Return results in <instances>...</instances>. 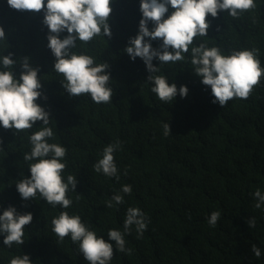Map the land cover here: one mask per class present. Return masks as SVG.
Here are the masks:
<instances>
[{"label": "trees", "instance_id": "1", "mask_svg": "<svg viewBox=\"0 0 264 264\" xmlns=\"http://www.w3.org/2000/svg\"><path fill=\"white\" fill-rule=\"evenodd\" d=\"M255 3L256 8L239 19L227 12L209 16L207 37L197 38L194 45L206 40L224 55L258 49L264 68V0ZM111 7V38L77 41L72 50L109 65L112 102L97 104L89 95L71 97L63 88V76L54 72L55 57L47 47L43 13L18 11L0 0V26L6 34L0 57L9 52L14 61L28 57L30 65L39 68L42 87L36 102L50 114L48 126L55 132L48 142L67 149L65 182L69 174L78 181L76 192L67 194L73 201L68 209L53 208L39 194L23 200L16 183L30 178L28 166L34 162H25L23 154L31 149L28 136L43 122L17 135L0 126V214L12 206L19 214L33 215L24 228L23 245L8 248L0 235V264L25 254L32 264H88L70 237L59 242L51 231L52 218L62 211L79 215L98 237L108 240L109 229L124 232L129 207L145 213L147 229L141 238L134 226L124 234L130 255L109 241L114 248L110 264H264V205L256 209L253 196L257 189L264 193V77L247 99L234 98L221 107L212 102L210 87L194 74L190 53L174 64L160 65L154 59V66L160 67L156 75L189 90L184 98L178 93L174 101L162 102L151 92L143 60L133 61L124 52L138 34L140 0H112ZM172 11L169 7L165 18ZM148 27H153L151 22ZM67 35L65 31L60 38ZM150 42L153 48L162 43ZM12 70L19 78L20 64ZM164 123L170 126L167 136ZM117 140L119 181L93 170L104 147ZM126 184L132 186L130 195L121 191ZM116 193L124 196V203L107 208L105 202ZM213 211H220L221 218L210 227L207 218ZM253 218L256 227L250 228L247 221ZM253 244L261 251L259 258L251 251Z\"/></svg>", "mask_w": 264, "mask_h": 264}, {"label": "clouds", "instance_id": "2", "mask_svg": "<svg viewBox=\"0 0 264 264\" xmlns=\"http://www.w3.org/2000/svg\"><path fill=\"white\" fill-rule=\"evenodd\" d=\"M112 0H7L12 9L43 13L42 23L48 28L47 47L55 57L54 72L63 76L62 86L71 97L89 95L94 103L112 102L113 90L109 86V65L105 62L96 64L94 57L72 51L77 41L90 43L95 37L103 35L111 38L109 19L112 13ZM255 0H140L142 18L139 21L138 34L129 39L124 52L135 61L141 58L150 75L147 81L152 83L151 92L165 103L174 101L179 93L181 98L188 95V88L175 83L169 84L165 75H156L160 67L154 66L157 59L162 64L176 63L185 60L190 53V63L194 74L201 78L204 86L210 87L214 97L213 103L225 106L230 100L247 99L254 88L259 86L264 77V68L258 59V49L232 50L224 55L219 47H209L207 41L198 46L194 41L207 37L210 28L208 17L216 18L220 12H227L233 19H239L245 12L256 8ZM169 7L173 9L171 14ZM151 22L153 27L149 29ZM67 32L63 39L60 34ZM145 38H149L146 40ZM6 34L0 26V41ZM161 40L159 48H153L151 40ZM12 53L0 57V126L6 130H14L17 135L34 127L37 121L43 127L28 136L31 149L23 154V160L29 163L30 178L17 181L16 188L23 200L35 199L37 195L53 208L60 206L68 209L73 201L68 192H76L77 178L69 174L65 182L63 172L67 167L65 157L67 149L58 143H49L55 132L49 127L50 114L36 101L41 97L42 87L38 76L39 68H33L29 58L14 61ZM19 63L22 71L17 78L13 68ZM46 99V97H45ZM164 135L170 134V126L164 123ZM121 142L115 141L104 147L101 158L93 164L96 173L105 177H115L119 181L118 168L114 153L120 149ZM65 161V162H62ZM127 172H125V175ZM123 194H131L132 186L123 185ZM81 194L77 193V199ZM260 209L264 205V193L257 189L253 193ZM124 203V196L114 194L105 202L107 208ZM221 218L220 211H213L207 218L210 227H215ZM33 220L31 213L19 214L15 207L9 206L0 214V235L3 244L11 248L14 244L21 246L25 226ZM148 221L145 213L136 207H129L123 222L124 232L109 229L108 240L98 237L90 230L79 215H69L62 211L51 220V231L63 242L70 237L78 245V251L88 264H110L116 250L131 254L126 248L124 234H130L133 226L137 238L143 236ZM250 228L256 227V219L247 221ZM251 251L259 258L260 249L253 244ZM8 264H32L29 255L13 256Z\"/></svg>", "mask_w": 264, "mask_h": 264}]
</instances>
